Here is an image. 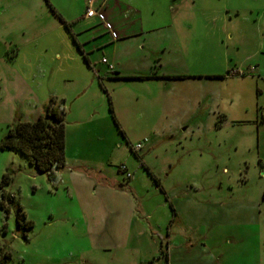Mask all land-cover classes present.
Instances as JSON below:
<instances>
[{
  "label": "rangeland",
  "instance_id": "374dc122",
  "mask_svg": "<svg viewBox=\"0 0 264 264\" xmlns=\"http://www.w3.org/2000/svg\"><path fill=\"white\" fill-rule=\"evenodd\" d=\"M131 1L146 9L155 4L158 10V0ZM178 13L189 24L182 32L189 46L171 45L170 27L120 39L115 55L122 68L148 74L104 80L106 91L74 50L66 54L68 61L72 57L69 70L56 64L41 77L37 60L33 71L28 66L36 87L44 86L35 89L36 97L46 102L51 97L64 111L65 165L50 179L19 153L0 149V177L6 170L11 175L4 186L11 196L9 211L0 209V248L10 254L4 264H109V257L92 251L91 238L81 230L80 207L64 189L57 192L59 176L73 165L129 186L146 219L145 225L131 221L128 245L139 253L149 255L157 246L149 234L158 231L155 227L164 234L171 219L167 198L193 222L172 231L174 244L192 245L190 257L205 258L209 252L221 264H264V0H188ZM138 43L143 48L136 50ZM37 55L49 60L51 54ZM78 64L81 74L66 80L78 73ZM1 67L11 78L9 66ZM187 72L222 73L223 78L175 75ZM51 77L54 94L48 96ZM0 87L1 141L30 101L11 92L9 81H0ZM136 144L142 148L134 152ZM141 164L159 180L162 192ZM201 243L207 251H201ZM134 259L127 256L123 262Z\"/></svg>",
  "mask_w": 264,
  "mask_h": 264
},
{
  "label": "crops",
  "instance_id": "0c3cea01",
  "mask_svg": "<svg viewBox=\"0 0 264 264\" xmlns=\"http://www.w3.org/2000/svg\"><path fill=\"white\" fill-rule=\"evenodd\" d=\"M89 1L90 8L100 10L104 14L116 32L117 39H111L108 32L95 18L85 17ZM177 1L179 0H158L157 11L154 10L155 4L146 9L131 0H48V3L64 22L70 24V31L75 35L76 41L90 65L89 67L86 66V70L92 73L103 86L104 80L107 82L109 80L123 81L124 78L148 74L132 73L128 69H123L124 67L120 65L115 55L120 39L132 37L137 39L144 32H153L163 27H170L175 34L174 40L170 44L177 47L189 46L190 40L182 35L184 27H188L189 24L182 22L181 19L184 17L178 13L179 8L182 9L188 0H180V6ZM149 11L150 14L158 13L154 17H150ZM76 26H80V28L76 29ZM97 26H101L106 33L97 30ZM66 37L69 40L70 36L63 23L49 9L44 0H0V68H2L1 66L4 68L9 66L10 71H12L10 78L5 73H1L2 70L0 69V81L3 84L9 81L11 92L17 93V95H26L27 103L30 101L27 111L19 114L22 122L34 121L41 114V109L46 104L45 100L36 97L35 89H42L44 86L36 87L35 73L28 74V66L33 71L37 60L40 65L36 68L41 77L45 76L46 72H50L48 67L56 64L65 70H69L72 66V62H70L72 57L68 61L66 54L68 52L73 53V50L78 52L71 39L70 42H67ZM140 45L138 43L135 49L143 48ZM9 49L12 54L8 56V60L5 55ZM38 52L51 54L49 60L47 57H43V60L37 59L39 57ZM97 54H102L99 61H96ZM103 54H106L107 59L103 57ZM102 59H105L107 63L103 64ZM107 64L112 66L111 71L108 70ZM78 67V73H72V76H68L66 80L74 79L81 74L79 64ZM22 70L26 73H23ZM221 74L187 72L175 75L197 76V79H204L206 76ZM27 78L30 79V82L25 81ZM51 81L52 77L45 85L48 96L54 94L53 91L49 90ZM103 88L105 91L107 90L106 86ZM16 102L18 101H14L15 105ZM14 108L10 112V120H12ZM62 169L53 170L51 179H55L58 171L62 172ZM66 172V174L59 176L62 183L60 182V188L57 192L64 189L63 193L68 199L80 207L79 216L81 217L77 219L81 230L91 238L92 251L100 252L109 257V264H125L123 261L127 256H134L135 259L132 264H163L165 260L166 264H221V262H216V258L212 259V255L208 254L209 252H206L205 258H201V255H197L196 259L190 257L193 249L192 245L188 246V241L184 240L181 244L172 242L174 227L181 226L183 229H187L189 228L188 223L192 224L193 222L190 219H184L183 215L175 210L171 202L175 212L173 223L167 230L169 218L164 234L160 230V226L155 227L159 232L150 231L149 233L150 236H155L157 240L155 249L146 255L139 253L135 248H130L128 240L131 236V221L141 222L143 225L146 219H143L139 213V202L135 201V198L129 193V186L126 185L122 188L120 184L106 180L100 175V172L79 165H73L71 169L67 167ZM63 221L72 222V227L76 225L75 221L69 218H65ZM142 225L140 224L141 227ZM143 228H141L143 234L147 233ZM102 240L106 241L103 242ZM200 248L203 252L207 251L204 249L203 243L200 244ZM161 254L166 256L165 260Z\"/></svg>",
  "mask_w": 264,
  "mask_h": 264
},
{
  "label": "trees",
  "instance_id": "16d2710c",
  "mask_svg": "<svg viewBox=\"0 0 264 264\" xmlns=\"http://www.w3.org/2000/svg\"><path fill=\"white\" fill-rule=\"evenodd\" d=\"M44 1L59 21L63 23L75 49L81 55L85 65L89 67L88 60L76 41L75 35L70 31V24L62 20V18L49 5L48 0ZM227 75L237 76L238 74L227 72ZM215 77L223 78V75ZM99 84L101 85L100 82ZM63 119L64 111L61 110L55 103L54 99L50 97L43 106L42 113L34 121L22 122L17 117L14 119L13 123L7 127V130L0 141V149L19 153L25 158L28 164L37 171V173L44 174L51 179L52 171L61 169L65 165V129ZM144 169L146 168L144 167ZM146 171L150 175L156 188L162 192V189L159 186V180L155 178L148 169H146ZM10 181L11 175L9 171L6 170L0 177V209L3 210L5 214L9 211L11 196L4 191V186L8 185ZM166 202L171 209V219L167 224L168 230V227H170L174 221L175 212L167 198ZM19 219H23V214L20 208H18V213L16 214L17 224H19ZM26 224L28 228L32 226L31 222H27ZM163 257L165 260L166 256L163 255ZM9 259V252L0 248V264L6 263ZM163 264H166V260Z\"/></svg>",
  "mask_w": 264,
  "mask_h": 264
},
{
  "label": "built area",
  "instance_id": "2783aa9c",
  "mask_svg": "<svg viewBox=\"0 0 264 264\" xmlns=\"http://www.w3.org/2000/svg\"><path fill=\"white\" fill-rule=\"evenodd\" d=\"M88 5L89 6L86 9L85 17L86 18H95L102 25V27L108 32L111 39H113V40L117 39L116 32L113 30L111 24L106 21L104 14L100 10H95V9L90 8V1L88 2ZM101 62L103 64L107 63L105 59H102ZM107 68L109 71L112 70V66L110 64H107ZM132 148H133L132 150L134 152H137L142 148V144H136ZM119 170H121V171L125 170L124 166H121L119 168ZM125 175H126V178H129V176H130L128 173H126Z\"/></svg>",
  "mask_w": 264,
  "mask_h": 264
}]
</instances>
